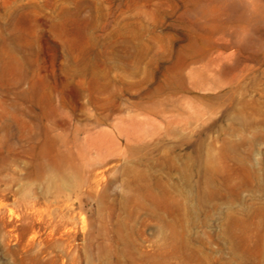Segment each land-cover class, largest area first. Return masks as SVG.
I'll return each instance as SVG.
<instances>
[{
    "label": "rangeland",
    "instance_id": "1",
    "mask_svg": "<svg viewBox=\"0 0 264 264\" xmlns=\"http://www.w3.org/2000/svg\"><path fill=\"white\" fill-rule=\"evenodd\" d=\"M0 264H264V0H0Z\"/></svg>",
    "mask_w": 264,
    "mask_h": 264
}]
</instances>
